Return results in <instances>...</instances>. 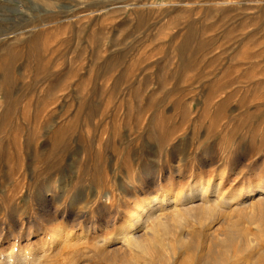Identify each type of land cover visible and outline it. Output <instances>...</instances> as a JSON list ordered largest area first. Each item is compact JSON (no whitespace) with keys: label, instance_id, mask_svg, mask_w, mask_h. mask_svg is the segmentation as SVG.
Returning a JSON list of instances; mask_svg holds the SVG:
<instances>
[{"label":"rangeland","instance_id":"374dc122","mask_svg":"<svg viewBox=\"0 0 264 264\" xmlns=\"http://www.w3.org/2000/svg\"><path fill=\"white\" fill-rule=\"evenodd\" d=\"M196 181L208 209L175 222ZM260 199L264 0H0V264H193L180 237L223 248L231 217L218 262L252 264ZM142 203L168 228L136 259Z\"/></svg>","mask_w":264,"mask_h":264},{"label":"bare ground","instance_id":"6f19581e","mask_svg":"<svg viewBox=\"0 0 264 264\" xmlns=\"http://www.w3.org/2000/svg\"><path fill=\"white\" fill-rule=\"evenodd\" d=\"M198 186H200V187H198ZM252 191H254V190L252 189L251 192ZM209 192L210 191L207 188L203 187L202 183H199L198 181H196L195 184H193L189 189L182 192L180 194V196L171 198L172 199L171 201L175 205H176V203H178V201H180V202H183V206H184L183 207L184 209H177V207H176L177 210L174 211L175 214L172 215V216H175L174 219L177 218L174 221L175 222L181 221L186 216L188 217L189 214H197V213H200L204 209H208L206 207L210 203V201H209L210 197L208 195ZM251 192H250V194H254V192L253 193H251ZM230 199H233V198H230ZM159 202L165 203L166 199L164 198L162 201H159ZM211 202H213V201H211ZM259 202H260V204H264V200L260 199ZM152 207H153V204L149 203L148 208L151 209ZM155 207H156V205H155ZM144 209H145V205H144V203H142L138 207V209L131 215V217H132L131 221L125 226L124 230L119 234L123 245H125V247L128 251L133 252V254L136 256V259L139 256H145L146 257V255H148L150 253V248L158 239V235H159L158 231L161 228H163V230L166 231L168 228L166 226L165 222L163 221V219H161V218L157 221L156 224L153 223L154 225L152 224V226H148L150 215H147L148 213L143 215L142 213H144ZM219 210H220V208H219ZM250 213L251 214L248 215L249 222L251 224L258 223L261 219L260 214L256 213V211H252ZM236 214H237V212H236ZM231 218L226 220V223L228 226V236H226L227 242L221 243L223 248H220V249H216V247L221 246V245L216 242L217 239H216L215 235L211 234V239L209 237L210 245H209V247L206 248L203 244L202 245L196 244V242L199 241V239H200L199 236L202 233L201 231L194 230L190 233H184V236L182 235L180 237V242L184 241L183 258L186 259L187 258L186 255L188 253H190V252L194 253L197 251V253H194V254H196L194 256V258H192L193 264H219L220 260H222V258L225 255H228L229 252L231 251L230 240H232L233 238L238 237L242 234V232H241L242 230L239 227L240 226L239 222L237 220H234ZM155 221L156 220H154V222ZM144 230H147V231H144ZM139 231H144L143 235L140 233L137 234ZM159 243L162 244L161 242H159ZM245 243H246V241H245ZM196 245H197V247H196ZM215 256H217V257H215ZM138 259H140V258H138ZM251 259H252V261H251L252 264H264V253L263 252H257L256 254L252 255ZM179 260L180 261L177 262L176 264H182V262H183L182 258ZM184 264H186V263H184Z\"/></svg>","mask_w":264,"mask_h":264}]
</instances>
